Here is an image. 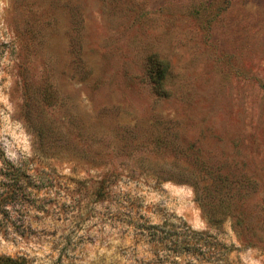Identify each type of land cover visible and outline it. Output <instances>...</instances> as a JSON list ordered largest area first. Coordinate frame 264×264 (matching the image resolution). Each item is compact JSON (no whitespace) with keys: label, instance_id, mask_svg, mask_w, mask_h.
Instances as JSON below:
<instances>
[{"label":"rangeland","instance_id":"374dc122","mask_svg":"<svg viewBox=\"0 0 264 264\" xmlns=\"http://www.w3.org/2000/svg\"><path fill=\"white\" fill-rule=\"evenodd\" d=\"M0 264H264V0H0Z\"/></svg>","mask_w":264,"mask_h":264},{"label":"trees","instance_id":"16d2710c","mask_svg":"<svg viewBox=\"0 0 264 264\" xmlns=\"http://www.w3.org/2000/svg\"><path fill=\"white\" fill-rule=\"evenodd\" d=\"M155 65H156L155 69H157V73H158L157 74L158 81L161 82V80L165 75V68L160 67L161 64L159 63H155ZM161 86H162V82H161ZM205 188H207L208 190L207 191L208 193L205 196H203L202 193H199L197 190L196 193L202 205V208L207 212L210 222L219 225L227 217H230V215L233 217L231 211V203H232L231 197L229 195L223 196L222 194H218V195H216L215 193L212 194L211 191H213V189L208 185H206ZM214 190L217 193H220L217 187H215Z\"/></svg>","mask_w":264,"mask_h":264}]
</instances>
